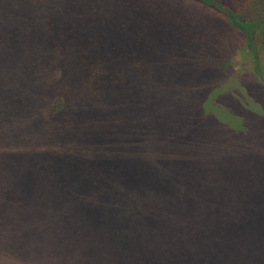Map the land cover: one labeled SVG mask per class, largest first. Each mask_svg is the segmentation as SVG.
<instances>
[{
    "label": "trees",
    "instance_id": "obj_1",
    "mask_svg": "<svg viewBox=\"0 0 264 264\" xmlns=\"http://www.w3.org/2000/svg\"><path fill=\"white\" fill-rule=\"evenodd\" d=\"M39 1L30 14L36 27L11 22L26 16L14 13V0L0 14L2 62L12 68L0 91L12 168L0 203V264L123 263L128 246L162 243L168 225L196 240L193 208L181 205L197 189L194 175L156 160V125L143 108L166 100L192 115L197 92L227 71L223 53L242 41L255 49V34L264 35V0ZM23 66L47 74L46 85L30 88ZM44 88L55 95L38 109ZM5 230L31 245L29 253L21 256ZM134 262L154 261L140 253Z\"/></svg>",
    "mask_w": 264,
    "mask_h": 264
},
{
    "label": "rangeland",
    "instance_id": "obj_2",
    "mask_svg": "<svg viewBox=\"0 0 264 264\" xmlns=\"http://www.w3.org/2000/svg\"><path fill=\"white\" fill-rule=\"evenodd\" d=\"M24 1L30 3L20 9ZM24 1L0 0V14L13 2L14 13L26 16L10 18L11 22L32 20L36 27L34 15L30 14L41 2ZM261 33L255 34V49L248 50L242 41L224 52L220 61L218 57L216 62H224L221 67L227 71L211 88L197 92L198 103H190V107L196 109L192 115L187 105L172 108L166 106V100L151 101L152 106L149 104L147 110L143 108L145 120L150 125L154 119L156 125L153 131L156 138L151 142L156 160L194 175L190 180L197 184V189L183 195L181 205L183 209L193 208L188 218L198 226L196 240L182 235L176 226L168 225L165 230L169 232H165L162 243L130 245L127 247L130 257L125 262L113 260L103 264H136L134 260L140 253L149 256L153 264H264V35ZM132 40L129 38L127 43ZM5 47L7 44H0V91L5 87L2 78L12 70L2 62ZM252 51L255 53L251 54ZM55 56L52 53L51 57ZM28 62L34 63L31 58ZM33 69L23 66L27 85L30 88L45 86L47 74H33ZM86 75L91 77L90 82L94 81L96 73L86 72ZM63 84L68 87L65 80ZM173 84H178L175 78ZM12 90L10 94L16 95ZM54 95L51 89L44 88L37 98V108L47 107ZM142 95L145 97V92ZM136 102H139L138 95L133 96V104ZM4 142L0 137L2 204L8 201L2 193L12 172ZM231 168L239 171L230 173ZM19 183L16 181V185ZM184 213L182 220L186 221ZM14 234L5 230L7 242L20 248L21 256L28 254L31 245L24 239L14 240ZM173 235L185 242L181 243ZM68 261H73L71 256Z\"/></svg>",
    "mask_w": 264,
    "mask_h": 264
}]
</instances>
